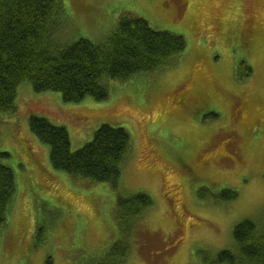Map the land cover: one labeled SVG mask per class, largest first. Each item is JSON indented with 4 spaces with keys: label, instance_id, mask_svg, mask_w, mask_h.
<instances>
[{
    "label": "rangeland",
    "instance_id": "374dc122",
    "mask_svg": "<svg viewBox=\"0 0 264 264\" xmlns=\"http://www.w3.org/2000/svg\"><path fill=\"white\" fill-rule=\"evenodd\" d=\"M193 2L65 0L63 47L101 43L128 15L183 36L186 50L160 73L109 82L103 102L68 104L59 94L20 88V112L0 122V150L10 155L1 163L15 173L18 189L0 234V264H204L201 252H237L235 228L264 217V28H257L264 0H214L202 6L204 14ZM235 2L245 8L240 24L254 18L249 49L241 31L234 36L233 20L222 44L202 35L201 23L220 31ZM31 116L66 128L72 152L105 124L130 134L120 192L153 202L130 233L115 218L119 191L54 169ZM226 192L239 196L223 201Z\"/></svg>",
    "mask_w": 264,
    "mask_h": 264
},
{
    "label": "trees",
    "instance_id": "16d2710c",
    "mask_svg": "<svg viewBox=\"0 0 264 264\" xmlns=\"http://www.w3.org/2000/svg\"><path fill=\"white\" fill-rule=\"evenodd\" d=\"M193 1L198 12H203L202 6L214 4V0L201 1L202 6L198 0ZM64 2L0 0V122L20 112L18 96L22 86L30 85L38 95L59 94L68 104H80L87 98L103 102L109 97V82H127L142 74L160 73L186 50L183 36L153 30L147 20L128 15L101 43L80 39L63 47L59 32L66 21ZM75 5L79 11V5L83 4ZM228 9L223 19L225 26L217 31L216 27L212 29L211 25L201 23L202 35L209 36L212 44H222L226 37L223 30L228 20H233L237 24L234 36L241 31L246 48H251L249 38L254 31V18L248 16V24L244 25L243 21L240 24L245 19L241 2H235ZM209 13L205 17H210L206 21L211 23L214 15L213 11ZM257 28H264L262 21H258ZM181 96V100L187 97L186 91ZM25 105L26 102L22 107ZM30 129L42 144L51 148L54 169L81 181L109 183L119 191L115 218L119 228L130 233L153 204L147 195L125 198L119 189L123 165L132 146L130 134L105 124L92 142L72 152L66 128L54 125L45 117L31 116ZM9 156L0 150V234L8 225L9 210L18 190L15 173L1 163L2 158ZM225 194L219 197L228 202L239 196L233 192ZM233 236L237 252L223 251L211 258L201 252L203 263L264 264V217L244 220L235 228Z\"/></svg>",
    "mask_w": 264,
    "mask_h": 264
}]
</instances>
